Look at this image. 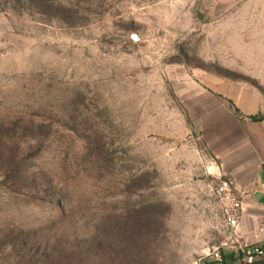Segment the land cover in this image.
<instances>
[{"label":"rangeland","instance_id":"rangeland-1","mask_svg":"<svg viewBox=\"0 0 264 264\" xmlns=\"http://www.w3.org/2000/svg\"><path fill=\"white\" fill-rule=\"evenodd\" d=\"M251 106L264 0H0V264H223Z\"/></svg>","mask_w":264,"mask_h":264},{"label":"crops","instance_id":"crops-1","mask_svg":"<svg viewBox=\"0 0 264 264\" xmlns=\"http://www.w3.org/2000/svg\"><path fill=\"white\" fill-rule=\"evenodd\" d=\"M245 134L231 138L229 146L218 149L219 174L234 180L242 198L243 216L236 231L237 242L251 251L264 246V120L252 121L247 116L264 114L256 106L244 111ZM238 125V119L236 118ZM235 141V142H234ZM238 250H223V264H264L259 258L254 263H241Z\"/></svg>","mask_w":264,"mask_h":264},{"label":"built area","instance_id":"built-area-1","mask_svg":"<svg viewBox=\"0 0 264 264\" xmlns=\"http://www.w3.org/2000/svg\"><path fill=\"white\" fill-rule=\"evenodd\" d=\"M218 193L224 203V220L228 231V240L215 250L213 256L219 260L223 250H238L242 253L241 263H254L257 259H264V246H257L249 251L241 246L237 240V229L243 216L242 198L233 179L228 178L221 182Z\"/></svg>","mask_w":264,"mask_h":264},{"label":"trees","instance_id":"trees-1","mask_svg":"<svg viewBox=\"0 0 264 264\" xmlns=\"http://www.w3.org/2000/svg\"><path fill=\"white\" fill-rule=\"evenodd\" d=\"M250 120H252V121H261V120H264V114H255V115H249V116H247ZM60 203H59V201H56L55 202V206L57 207V208H61V207H59L60 205H59Z\"/></svg>","mask_w":264,"mask_h":264},{"label":"water","instance_id":"water-1","mask_svg":"<svg viewBox=\"0 0 264 264\" xmlns=\"http://www.w3.org/2000/svg\"><path fill=\"white\" fill-rule=\"evenodd\" d=\"M134 38H136L135 36H133Z\"/></svg>","mask_w":264,"mask_h":264}]
</instances>
